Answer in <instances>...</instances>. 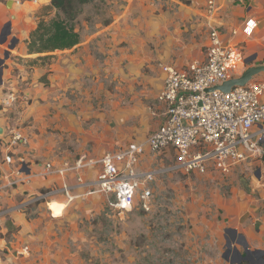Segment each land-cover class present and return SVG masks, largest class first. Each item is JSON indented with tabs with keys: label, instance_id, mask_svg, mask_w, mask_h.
Returning a JSON list of instances; mask_svg holds the SVG:
<instances>
[{
	"label": "rangeland",
	"instance_id": "obj_1",
	"mask_svg": "<svg viewBox=\"0 0 264 264\" xmlns=\"http://www.w3.org/2000/svg\"><path fill=\"white\" fill-rule=\"evenodd\" d=\"M187 2L89 0L81 6L74 20L80 40L100 33L96 31L102 29L106 21L118 25L119 31L104 32L107 39L115 34L116 45L121 49L117 74L102 75L93 81L75 79L78 88L73 83L71 88L49 90L44 99H39L41 103L34 124L30 120L31 123L26 121L17 127L28 135L33 148L26 158L32 166L31 173L38 171L34 164L41 160L70 159L79 153L99 157L114 147L111 137L140 124L133 113L124 122L116 120L120 114L121 118L126 117L128 111L145 112L148 107L153 108L155 97L146 94L150 93V79L155 77L153 66H159L156 55L160 47L172 51L174 57L181 56L182 64L200 58V43L207 37L208 27L204 16L196 20L199 27L194 26L193 16L186 17L190 15ZM133 5L138 7L135 13L130 11ZM159 10L170 11L169 17L174 15L178 23L170 24L167 31L159 28L150 31L149 23ZM42 12L46 16L40 19L46 21L55 16L54 9L48 7ZM180 17H185L182 22ZM97 40L101 39L89 41L95 60L104 63L110 56L98 52ZM158 118L153 116L151 122ZM146 123L147 120L141 126ZM145 160L150 162L145 169L158 165L166 167L173 161V152L166 150L155 155L150 151ZM257 169L261 171L260 176L255 175ZM52 176H46L45 180L49 181ZM40 187L36 194L42 193L46 186ZM151 187L148 209L138 200L130 211L111 208L103 194L83 195L69 201V205L77 202L75 208L63 212H71L75 219L71 231L68 225L66 227L71 233L67 245L76 255L72 259L74 264H228L231 256L225 260L222 254L226 251L227 239L236 237L235 233L224 229L228 225L223 219L224 210L230 204V197L244 193L254 204L257 201V212L264 214V163L237 165L227 175L169 171L159 174ZM25 197L18 198L17 202ZM65 199L59 194L53 198L63 203ZM45 201L24 205V200L20 211L29 219L41 214L60 215V212H52Z\"/></svg>",
	"mask_w": 264,
	"mask_h": 264
},
{
	"label": "crops",
	"instance_id": "obj_2",
	"mask_svg": "<svg viewBox=\"0 0 264 264\" xmlns=\"http://www.w3.org/2000/svg\"><path fill=\"white\" fill-rule=\"evenodd\" d=\"M187 1L190 15L186 17L193 16L194 26L199 27L196 20L200 15L201 19L204 16L208 0ZM213 1L215 2L216 10L209 20L204 18L206 26L208 23L217 24L222 41L225 44L238 45L241 49L242 58L251 60L247 66L264 65V0ZM49 3L50 0H37L36 3L23 1L11 6L8 0H0V35L5 24L10 21V33L7 35L6 40L0 43V59H2L0 63V83L2 84L0 139L9 130L22 126L26 121L30 123L32 121L34 124L39 111L40 100L46 97V94L50 92L49 90L71 88L73 83L75 88H78V83L74 82L75 79H80V82H82V79L93 81L99 79L102 75L117 74L116 68L119 64L118 56L121 54V49L116 45L115 34L112 39H107L104 34V32L109 34V31H119V27L115 23L103 25L102 29L96 31H100V33L104 34L103 36L100 33L91 35L89 39L80 40L69 49L55 50L49 53H28L25 41L29 33L36 27L40 17L45 18L46 15H42V9ZM170 9L173 10L171 7ZM130 11L135 13L138 11V7L133 5ZM169 14H171L170 11L164 10H159L155 13L154 18L149 23V30L152 31L155 28H159L167 31L170 24L176 25L178 21H176L175 16L172 15L170 18ZM184 18L180 17V21L182 22ZM251 19L256 24L251 35L247 36L244 34L243 29ZM232 30H236V33L232 34ZM128 37L127 35L125 39H128ZM93 38L101 39L96 41L98 52L106 56L109 55V59L112 60L105 59L104 63L95 60L96 57L92 50L93 46L89 41ZM12 40L13 47L9 48ZM200 44L199 59H202L207 44V37ZM5 51L8 52L7 57H4ZM44 55L51 56L46 59L38 58ZM174 55L172 51L160 47V51L156 55L160 61L159 66H153L155 77L150 79V93H148L149 95L146 94L147 97L153 99L155 97L156 102L154 101L153 108L148 107L149 111L145 112L144 110L128 111L126 117L122 118L120 114L116 120L117 123L120 121L124 122L125 118L128 119L130 113H133L140 124L129 128L124 134L117 133V135L111 137L114 147L112 150H107L103 153L112 152L133 141H142L163 122L164 104L157 100V95L164 79L161 65L184 66L189 63V61H186L182 64L180 61L181 56L174 57ZM240 73H234L233 77H238ZM253 78L264 79V72L257 74ZM9 95H13L15 100L9 101ZM6 99L8 100L7 103H5ZM153 116L159 117L158 120L151 122ZM146 120V125L141 126ZM31 151H33V148L30 146L29 141L26 152H20V154L28 155ZM146 153L143 154L139 168L145 169L150 163L145 160ZM83 154L93 157L86 153H79L75 158H52L53 160H41L39 163L50 161L55 165H60L65 162H72ZM29 170H32L31 165L27 171L29 172ZM85 172L86 175H94L95 168ZM39 179H42V181ZM49 179V181L45 180V177L31 179L32 181L30 180L31 182L29 183L9 189L5 203L9 206H17L22 204L24 200L27 201L35 197L39 186H59L63 182L69 183L73 181L71 175L66 178L53 175ZM44 181H48L47 184ZM21 197L25 198L18 203L17 199ZM63 201H65V204L58 200L49 202V204L56 202L65 206L62 213L57 216L52 215L53 217H51L41 214L36 218L29 219L20 210H15L9 216L2 218L0 220V264H74L72 259L76 255L71 252L70 247L67 245L71 233L66 227L68 225L70 230L71 225L75 223V219L71 212L67 213L66 211L65 214L63 212L67 208L68 211L71 207L75 208L77 202L69 205L70 203L66 199ZM228 202L230 204L228 207L226 206L224 210L225 217L223 218L226 219L228 225L224 229H229L236 235V237L231 236L229 239L233 242V247H236V250H232L231 261L228 264H264V214L257 212V201L254 204L253 200L244 193H237L233 194ZM223 222L225 223V221ZM239 241L246 242L247 247L244 248L239 243H236Z\"/></svg>",
	"mask_w": 264,
	"mask_h": 264
},
{
	"label": "built area",
	"instance_id": "obj_3",
	"mask_svg": "<svg viewBox=\"0 0 264 264\" xmlns=\"http://www.w3.org/2000/svg\"><path fill=\"white\" fill-rule=\"evenodd\" d=\"M215 10V2L208 0L205 19L209 20ZM255 24L249 20L244 34L250 36ZM207 27L202 59L184 66L161 65L164 79L157 100L164 104V119L142 141L130 142L99 157L83 154L60 165L50 161L37 163L34 166L38 171L31 173L27 171L30 169L27 155L20 154L26 152L28 135L19 128L9 130L0 139V220L32 201L46 200L48 206L58 194L64 195L68 202L83 195L103 194L111 208L130 211L138 200L148 209L151 184L159 174L175 171L227 175L237 165L263 163L264 79L252 78L228 92L209 90L242 72L244 59L238 45L222 41L217 24L208 23ZM231 32L235 34L236 30ZM1 91L0 83V104ZM8 99L13 101L15 97L9 95ZM146 150L153 153L171 150L173 161L166 167L139 168ZM93 168L95 174L86 175L85 171ZM51 175L62 178L71 175L73 181L49 185L24 205L5 203L9 189L29 183L32 176Z\"/></svg>",
	"mask_w": 264,
	"mask_h": 264
},
{
	"label": "trees",
	"instance_id": "obj_4",
	"mask_svg": "<svg viewBox=\"0 0 264 264\" xmlns=\"http://www.w3.org/2000/svg\"><path fill=\"white\" fill-rule=\"evenodd\" d=\"M87 2L89 0H50L49 5L45 7L54 9L55 16L48 21L39 19L36 27L29 33L25 41L28 53H49L55 50L69 49L76 45L80 41V34L74 20L77 18L81 6ZM108 23L109 21H106L104 25ZM50 56L44 55L38 58L46 59Z\"/></svg>",
	"mask_w": 264,
	"mask_h": 264
},
{
	"label": "water",
	"instance_id": "obj_5",
	"mask_svg": "<svg viewBox=\"0 0 264 264\" xmlns=\"http://www.w3.org/2000/svg\"><path fill=\"white\" fill-rule=\"evenodd\" d=\"M8 2H9V4L11 6L13 4H16V0H8ZM7 7H8V5H7ZM12 18H14V16H12ZM9 33H10V21H8L5 24V26H4V28H3L2 32H1L0 43L4 42L6 40V37H7V35ZM12 42H13V40L11 41V43L9 45V48L13 47V43ZM7 56H8V52L5 51L4 57H7ZM1 62H2V59H0V63ZM250 62H251L250 59H245L244 60V65H247ZM261 72H264V65H252V66L248 65L247 67H245L242 70L241 74L238 77H232V78L228 79L227 81L223 82L222 84L210 88L209 90H220V91H223V92H228L234 86L245 85L254 76H256L257 74H259ZM260 172H261L260 169H257L256 172H255V175L259 176ZM236 243H239L244 248L247 247V244L244 241L243 242L239 241V242H236ZM233 246H234L233 242L231 240H227L226 251H224V253L222 254V257L225 260H228L230 258L232 250H236V247H233Z\"/></svg>",
	"mask_w": 264,
	"mask_h": 264
},
{
	"label": "bare ground",
	"instance_id": "obj_6",
	"mask_svg": "<svg viewBox=\"0 0 264 264\" xmlns=\"http://www.w3.org/2000/svg\"><path fill=\"white\" fill-rule=\"evenodd\" d=\"M64 207V205L63 204H59V203H56V202H53V203H51L50 204V210L52 211V212H57V214L60 212V214H61V210L63 209V208H61V207ZM56 213H54V215H55Z\"/></svg>",
	"mask_w": 264,
	"mask_h": 264
},
{
	"label": "flooded vegetation",
	"instance_id": "obj_7",
	"mask_svg": "<svg viewBox=\"0 0 264 264\" xmlns=\"http://www.w3.org/2000/svg\"><path fill=\"white\" fill-rule=\"evenodd\" d=\"M255 255H256V256H258V254H257V253H255Z\"/></svg>",
	"mask_w": 264,
	"mask_h": 264
}]
</instances>
